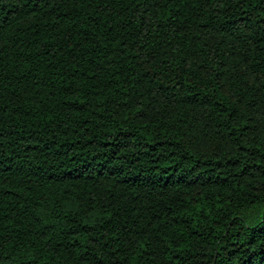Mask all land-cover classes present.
Wrapping results in <instances>:
<instances>
[{
  "label": "trees",
  "instance_id": "1",
  "mask_svg": "<svg viewBox=\"0 0 264 264\" xmlns=\"http://www.w3.org/2000/svg\"><path fill=\"white\" fill-rule=\"evenodd\" d=\"M0 264H264V0H0Z\"/></svg>",
  "mask_w": 264,
  "mask_h": 264
}]
</instances>
